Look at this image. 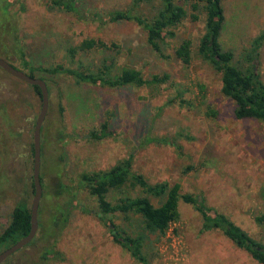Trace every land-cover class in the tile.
<instances>
[{
  "label": "rangeland",
  "instance_id": "obj_1",
  "mask_svg": "<svg viewBox=\"0 0 264 264\" xmlns=\"http://www.w3.org/2000/svg\"><path fill=\"white\" fill-rule=\"evenodd\" d=\"M10 1L0 0V57L45 80L50 91L41 140L40 176L45 187L39 229L31 243L5 260L7 264H144L114 240L113 226L98 217L97 198L81 182L83 173L111 168L130 154L134 170L152 184L179 183L182 193L204 196L208 206L264 243V225L256 221L264 213V122L236 117L233 100L222 92L221 73L199 56L206 30L203 10L193 20V11L185 4L189 16L171 28L176 35L166 39L165 58L149 44L144 27L135 21L109 20L111 11L127 10L134 0H79L82 14L48 0ZM223 5L221 42L244 69L254 39L264 31V0H223ZM161 7L162 0H144L135 13L151 19ZM86 38L102 39L109 48L71 56L70 47ZM184 39L192 41L190 64L175 56ZM104 61L113 64L112 74L134 67L145 77L168 73L170 79L160 85L113 88L40 69L57 65L96 69ZM257 63L264 81V43ZM180 91L189 104L180 103ZM41 107L34 85L0 67V232L19 201L32 206V147ZM104 122L113 134L96 139L93 133ZM151 138L168 142H150ZM58 176L62 196L53 194ZM126 192L140 193L118 190L109 199L116 202ZM178 209L179 219L162 234L145 232L133 213L108 214L106 221L112 220L122 232L145 234L148 264H262L222 230H205L203 216L193 204L180 200Z\"/></svg>",
  "mask_w": 264,
  "mask_h": 264
},
{
  "label": "trees",
  "instance_id": "obj_2",
  "mask_svg": "<svg viewBox=\"0 0 264 264\" xmlns=\"http://www.w3.org/2000/svg\"><path fill=\"white\" fill-rule=\"evenodd\" d=\"M48 1L65 11L82 14L79 0ZM142 1L144 0H134L133 7L127 10L117 9L111 11L109 13V20L115 22L135 21L147 30L148 42L153 49L162 57L167 58L163 46L166 44L167 38L176 35L171 28L179 25L189 16L185 4L191 7L193 11L191 18L193 20H198V13L203 10L206 14V30L200 39L198 47L199 56L221 73L222 92L233 100L236 117L240 119L254 118L264 122V81L261 78L257 63L258 51L264 43V31L254 39L253 48L248 55V65L242 69L234 62L235 53L232 50L224 48L221 42L226 22L223 0H182V4H179L177 0H162L160 11L151 19L135 13L136 7ZM11 3L12 0L9 4ZM103 48H109L108 43L104 40L86 38L80 44L70 47L69 52L74 57L77 51L87 52ZM175 56L183 63L190 64L193 58L192 41L190 39L182 40L175 49ZM105 62L96 69H82L81 67H68L64 65L49 68L40 67V69L42 72L54 76L56 74H67L74 77L79 83L103 85L113 88L160 85L165 84L170 79V74L168 73L153 74L151 77H145L141 70L134 67H122L120 72L112 74L113 64ZM34 87L42 98L40 87L37 85H34ZM179 94L177 98H180L178 100L181 104L190 103L181 97V91ZM177 98L171 99V101L173 102ZM63 109L64 107L60 106V112ZM112 134L113 132L110 130L108 123L104 122L100 131L94 132L93 136L96 139H102ZM150 142H168V140L151 138ZM171 144L180 150L181 147L176 141H171ZM32 154L34 155V143ZM133 166L134 155L130 154L111 168L93 173H83L81 175V182L88 188L90 194L97 198L99 204L98 217L113 226L111 233L114 240L128 250L137 261L144 264L149 263V257L144 251L145 234L139 233L133 235L122 232L112 220L106 221L107 215L117 212L124 213L125 215L133 213L139 216L145 232L162 234L166 232L172 222L179 219V202L183 200L193 204L202 214L204 219L203 228L205 230H222L237 246L247 250L256 260L264 264V243L255 240L224 213L218 212L208 206L204 196L182 193L179 183L173 185L168 182L152 184L143 174L136 172ZM43 187L45 186L43 185ZM53 187V194L62 196L64 186L60 176L53 181ZM31 188L32 192L35 193L34 180L31 183ZM118 190L121 192H125V190H138L140 193L132 195L126 192L125 196L113 202L109 199V194ZM151 197L162 200V203L160 205L154 204ZM256 221L264 225V213L258 215ZM30 230L31 207L25 200H21L14 206L7 225L0 232V252L27 235ZM2 264L7 263L4 261Z\"/></svg>",
  "mask_w": 264,
  "mask_h": 264
},
{
  "label": "water",
  "instance_id": "obj_3",
  "mask_svg": "<svg viewBox=\"0 0 264 264\" xmlns=\"http://www.w3.org/2000/svg\"><path fill=\"white\" fill-rule=\"evenodd\" d=\"M0 67H2L5 71L17 77L23 81L28 82L32 85H37L41 89L42 95V107L38 114L35 130H34V183H35V195L32 201L31 206V230L30 232L19 239L17 242L7 247L3 251L0 252V264H2L8 257L14 254L19 249L25 247L29 243H31L39 229V209L40 203L43 195V185L40 176L41 169V151H42V130L43 124L48 114L49 109V88L45 80L41 78H36L31 76L14 66H12L9 62L0 57Z\"/></svg>",
  "mask_w": 264,
  "mask_h": 264
}]
</instances>
